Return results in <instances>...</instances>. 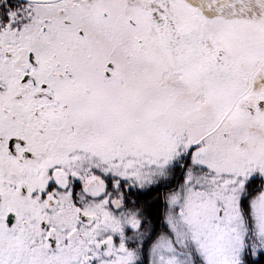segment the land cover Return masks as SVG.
<instances>
[{
  "label": "snow or ice",
  "instance_id": "6c2138e0",
  "mask_svg": "<svg viewBox=\"0 0 264 264\" xmlns=\"http://www.w3.org/2000/svg\"><path fill=\"white\" fill-rule=\"evenodd\" d=\"M0 264H264V0H0Z\"/></svg>",
  "mask_w": 264,
  "mask_h": 264
}]
</instances>
